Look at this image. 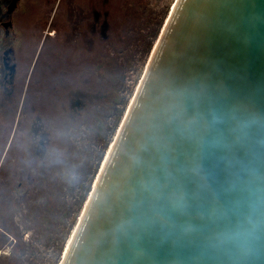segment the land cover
<instances>
[{
  "label": "water",
  "instance_id": "obj_1",
  "mask_svg": "<svg viewBox=\"0 0 264 264\" xmlns=\"http://www.w3.org/2000/svg\"><path fill=\"white\" fill-rule=\"evenodd\" d=\"M145 71L62 264H264V0H176Z\"/></svg>",
  "mask_w": 264,
  "mask_h": 264
},
{
  "label": "rangeland",
  "instance_id": "obj_2",
  "mask_svg": "<svg viewBox=\"0 0 264 264\" xmlns=\"http://www.w3.org/2000/svg\"><path fill=\"white\" fill-rule=\"evenodd\" d=\"M12 1L0 0V264H61L176 0Z\"/></svg>",
  "mask_w": 264,
  "mask_h": 264
},
{
  "label": "bare ground",
  "instance_id": "obj_3",
  "mask_svg": "<svg viewBox=\"0 0 264 264\" xmlns=\"http://www.w3.org/2000/svg\"><path fill=\"white\" fill-rule=\"evenodd\" d=\"M175 6V5H174ZM174 6H173V8H174ZM172 11V10H171ZM168 21V20H167ZM167 24V23H166ZM166 24H164V29H165V26H166ZM164 29H163V31H164ZM162 33L163 32H161L160 34L162 35ZM160 38H161V36H159L158 37V40H160ZM159 42V41H158ZM158 44V43H157ZM157 44H156V46H157ZM156 46H155V49H156ZM155 49L153 48V53H154V51H155ZM153 53H152V55H153ZM152 55H151V57H152ZM150 60H151V58H150ZM149 60V61H150ZM149 64V63H148ZM148 66V65H147ZM146 69H147V67H146ZM146 72V71H145ZM145 74V73H144ZM143 79V78H142ZM142 81V80H141ZM140 84H141V82H140ZM140 84L138 85V88H139V86H140ZM138 90V89H137ZM137 92V91H136ZM133 100H134V98H133ZM133 100H132V102H133ZM132 102L130 103V104H132ZM130 107H131V105H130ZM129 107V108H130ZM128 112H129V110H128ZM128 112L126 113V116H127V114H128ZM126 116H125V118H126ZM125 118H124V120H125ZM124 120H123V123H124ZM123 123L121 124V126L123 125ZM121 128V127H120ZM120 132V129H119V131H118V133ZM117 136H118V134H117ZM117 136H116V138H117ZM116 140V139H115ZM115 142V141H114ZM114 142H113V144H111V147L109 148V150H108V152H107V154H106V156H105V160H104V162H103V164H102V167H101V170H100V172H99V174H98V177H97V179H96V182H95V185H94V188H93V191H94V189H95V187H96V184H97V182H98V180H99V178H100V176H101V173H102V171H103V169H104V166H105V164H106V162H107V159L109 158V155H110V153H111V150H112V148H113V146H114ZM93 191H92V193H93ZM92 193H91V196H92ZM91 196H90V198H91ZM90 198H89V200H90ZM89 200H88V202H87V204H86V206H85V208L88 206V203H89ZM84 211H85V209H84ZM84 213V212H83ZM82 216H83V214H82ZM82 218V217H81ZM81 220V219H80ZM80 222V221H79ZM76 231V230H75ZM75 234V232L73 233V235ZM72 237L73 236H71V238H70V240H69V243H68V245H67V248L69 247V244H70V242H71V240H72ZM67 248H66V250H67ZM65 255V254H64ZM63 255V256H64ZM64 258V257H63ZM63 261V260H62ZM61 264H62V262H61Z\"/></svg>",
  "mask_w": 264,
  "mask_h": 264
},
{
  "label": "flooded vegetation",
  "instance_id": "obj_4",
  "mask_svg": "<svg viewBox=\"0 0 264 264\" xmlns=\"http://www.w3.org/2000/svg\"><path fill=\"white\" fill-rule=\"evenodd\" d=\"M7 62H8V64H9V67H10V62H11V59H10V56L9 57H6V59H5ZM15 65V64H14ZM11 74V73H10Z\"/></svg>",
  "mask_w": 264,
  "mask_h": 264
}]
</instances>
